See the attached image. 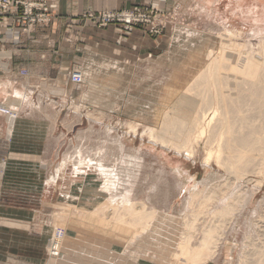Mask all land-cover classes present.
Listing matches in <instances>:
<instances>
[{
	"label": "rangeland",
	"instance_id": "obj_1",
	"mask_svg": "<svg viewBox=\"0 0 264 264\" xmlns=\"http://www.w3.org/2000/svg\"><path fill=\"white\" fill-rule=\"evenodd\" d=\"M35 3L39 4L38 9L25 22L14 17V25L5 29L2 44L16 46L27 39L33 50L57 56L61 44L53 33L57 24L64 31L62 42L74 49L82 46L83 59L81 65L66 71L65 79L69 87L73 86L69 91L70 103L47 109L43 115L49 117L48 122H41L42 114L28 109L21 120L24 123L20 124L26 130L15 133L13 129L11 138L6 139L11 149L0 153V264H61L52 244L56 235L61 234L68 251L91 242L107 246L110 250L103 253V259L113 257L115 261L104 263L101 259V264H117L123 256L130 260L125 264H175L174 253L184 237L185 220L198 215L192 242L196 246L203 231L230 204H237L238 208L222 231L215 257L207 263L243 264L250 256L259 257L264 251V175L240 177L219 167L215 160L206 163V153L201 148L189 157L153 143L144 136V131L158 126L157 117L174 105L170 96L173 88H179L177 94H182L191 87L188 101L192 104L199 101L200 89L193 84L200 71L199 65L192 63L195 56H203L207 51L216 53L222 42L228 45L233 41L239 46L237 53L264 58V7L260 0H36ZM206 3L210 6H205ZM16 30L20 31L18 43L13 42ZM94 32L100 41L91 44L92 50L88 43L75 44L70 39L81 34L82 40L83 34ZM229 33L235 36L228 38ZM40 35L42 40L38 38ZM9 62L8 49H1V69ZM74 75L81 76L80 84L73 83ZM94 93L101 97L96 106ZM0 112L9 116L5 108H0ZM11 113L18 117V113ZM68 113L70 118L66 117ZM130 125L137 126L136 134ZM39 137L44 138V146L48 137L44 154H9L20 150L23 139H28L25 141L31 146L41 144ZM108 148L113 149V154L111 150L106 155ZM112 155L118 159V176L108 183L105 194L93 185L92 166ZM258 168H264V158ZM77 169H85L87 175L76 176ZM196 190L201 196L193 200ZM72 193H76L77 199L68 197ZM212 197L201 209L204 200ZM136 202L144 203L153 219L148 227L140 228L142 233L134 235L138 243L125 249L131 238L120 232L125 229L115 225V211L102 213L104 208L99 207L106 203V207L123 209L127 203ZM11 206L23 210L18 217L30 222L26 236L7 230L11 225L5 216L13 213ZM81 211L100 212L101 219L112 215L114 230L120 229L119 233L93 228V217L85 220L72 217L71 214L79 215ZM253 250L260 254H251ZM80 252L92 258L91 251ZM66 253L72 258V253Z\"/></svg>",
	"mask_w": 264,
	"mask_h": 264
},
{
	"label": "bare ground",
	"instance_id": "obj_2",
	"mask_svg": "<svg viewBox=\"0 0 264 264\" xmlns=\"http://www.w3.org/2000/svg\"><path fill=\"white\" fill-rule=\"evenodd\" d=\"M260 3L264 7V0H260ZM251 13L253 15L254 11H251ZM233 36L235 34L229 33L227 37L231 38ZM224 37L222 36V38ZM238 47L233 41L228 45L222 42L217 52L215 51L216 53L207 51L203 56H195L192 63L198 64L200 71L194 77L193 84L200 89L199 101L196 100V104L188 101V93L192 90L191 87L184 89L182 94H177L179 88H173L170 96L171 100L174 99V105L172 107L168 106V111L157 117L155 122L158 126L147 128L144 131V136H148L155 144H160L162 147L174 150L179 154L184 153L189 157L195 156L197 150L201 148L206 153V163L209 164L215 160L219 167H223L240 177L246 174L264 175V168L260 170L258 168L264 158V58L251 55L243 56L241 53L236 52ZM108 68H112V66H108ZM92 90L97 91L95 88ZM235 94L236 96H234ZM94 95L96 94L94 93ZM100 99V95L97 94L93 98V105H98ZM7 112L12 128L16 117L9 110ZM129 127L136 134L137 126L130 125ZM111 150L113 154V149L108 148L106 155L107 153L110 155ZM117 162L118 159L112 155L110 158L106 157L102 163H93V185L101 193L107 194L106 187L108 183L117 180ZM95 167L99 168L95 170ZM74 171L76 176L78 174L87 175L85 169ZM200 194L201 192L194 191L192 199L201 196ZM68 197L77 199L76 193H72ZM212 199L213 197L203 199L204 203L201 209ZM240 199L242 198L240 197ZM240 199L238 201L242 202ZM238 201L236 199V202ZM110 203L112 202L107 204ZM102 204L99 207V210L104 208L101 211L102 213L115 211V225L125 229V231H120V229L119 231L128 234L131 238L126 243L127 247L125 245V249H132L138 243L134 235L142 233V230L141 232L139 230L143 226H149L150 220L153 219V213L149 212L146 205L141 202L127 203L123 209L111 205V207H106V203ZM236 208H238L237 204L235 206L230 204L219 212L217 217L214 214L215 220L203 231L202 238L196 246H193L192 242L196 223L199 219L198 215L195 214L192 220H185L186 231L182 242L179 244L178 251L174 253L175 264H207L211 261L217 253L218 244L223 235L222 231L231 223ZM99 213L86 214V212L81 211L78 213L79 215H71L73 218L74 216H80L82 220L93 217V228L109 229L114 231L113 233H119L118 230H114L115 225L113 224L112 215L101 219L98 218ZM133 229H137V233L136 231L133 232ZM64 240L65 238L56 242L55 250L57 251V257H59L58 261H63L66 252H68V249H64ZM104 246L100 243H93V253L90 257L98 262L113 263L115 261L113 257L105 256L106 260L103 259V253H108L110 250L107 246ZM252 253H255L256 256L260 254V252H254V250ZM248 259L243 264H264V251L257 258H251L250 256ZM128 260L129 257L123 256L117 264H125Z\"/></svg>",
	"mask_w": 264,
	"mask_h": 264
},
{
	"label": "crops",
	"instance_id": "obj_3",
	"mask_svg": "<svg viewBox=\"0 0 264 264\" xmlns=\"http://www.w3.org/2000/svg\"><path fill=\"white\" fill-rule=\"evenodd\" d=\"M210 1V0H209ZM210 3H206L205 6L209 7ZM64 7V5H63ZM81 9V8H80ZM64 10L66 8L64 7ZM255 19V16L250 13ZM16 13L14 11L11 12L6 18H0V50L8 49L10 62L7 67L4 69L0 67V108H5L11 112L18 113V117L15 118L13 122V126L11 128L10 117L0 112V153L5 151L7 148L11 149L7 145V140L11 138L12 130L24 132L23 127L20 124L24 123L22 120L23 114L27 112L29 109L31 112L35 110L41 115V122L44 120L49 121L48 116H44L45 111L53 106H65V104L70 103L69 99V91L72 87H69L65 75L68 68L73 66L81 65V61L83 59L82 56V46L77 47L76 49L71 48V46L67 45L64 41L62 42V38L65 37L64 31L61 29L59 25L54 26V37L60 40L61 44L59 47V52L57 56L52 55L50 52L45 50H33V48L28 44L27 39H22L21 44L16 46H11L9 44H2L4 37L5 29L9 26L14 25ZM18 27V26H17ZM88 31H92L91 29ZM71 37L70 39L77 44L79 41L82 43H88L90 46L93 42L100 41L99 37L97 38L96 32L94 35H86L83 34V39H80V35ZM56 40V38H54ZM40 40H42V36H38ZM101 43V42H100ZM93 49V45L90 48ZM93 53V51H92ZM93 67V66H92ZM21 70L28 71V76L23 77L20 75ZM87 75V73H86ZM93 89V88H92ZM60 96V98H59ZM59 99H58V98ZM54 107V108H55ZM70 113L66 115V117L70 118ZM37 122V121H36ZM68 122V121H66ZM14 127V125H17ZM5 125H8L7 130L8 134L5 131ZM12 129V130H10ZM6 137H3L5 136ZM23 143L19 146V151H12L9 154H18V155H39L44 154V151L48 148V137L46 138V144L44 146L43 137H39V141L41 144H36L31 146L27 144L28 139H23ZM38 140V139H37ZM4 147V148H3ZM33 148H38L41 151H30ZM2 150V151H1ZM37 150V149H36ZM4 168V165L1 166V170ZM3 171V170H2ZM48 186V185H47ZM49 187V186H48ZM49 192H47L48 194ZM6 207V206H5ZM13 209V213L10 216H5L10 221L11 226H7V230H11V232H18L17 234L20 236H26L30 222L18 217L19 211H23L18 206L9 207ZM1 234V230H0ZM3 234V233H2ZM1 243V242H0ZM69 247V245H67ZM75 248L68 253H72V258L67 257V253L65 254L66 260L63 259V263L61 264H101L102 262H98L93 258H88L86 254H82L83 252L89 250L93 253V243L84 245V246H74ZM79 247V248H78ZM69 248H66V250ZM78 250V251H77ZM80 252V253H79ZM117 261V260H116ZM130 261V260H128ZM127 261V262H128ZM210 262V261H209ZM1 263V262H0ZM27 263V262H26ZM135 264H145L142 262H138ZM208 264V263H207Z\"/></svg>",
	"mask_w": 264,
	"mask_h": 264
},
{
	"label": "built area",
	"instance_id": "obj_4",
	"mask_svg": "<svg viewBox=\"0 0 264 264\" xmlns=\"http://www.w3.org/2000/svg\"><path fill=\"white\" fill-rule=\"evenodd\" d=\"M36 0H0V16L6 13H11L14 11L16 13L15 17L18 21L23 20L24 22L28 17L33 16V12L38 9L39 4L35 3ZM20 31H14L13 42L18 43L20 41ZM20 73L24 76L28 74L26 70H21ZM73 83L80 84L82 78L80 75H74L72 79ZM11 113V112H10ZM61 235H58L53 240V249L55 250L57 240L61 239Z\"/></svg>",
	"mask_w": 264,
	"mask_h": 264
}]
</instances>
